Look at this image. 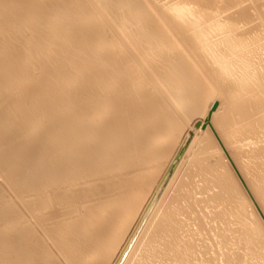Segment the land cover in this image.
<instances>
[{
  "label": "bare ground",
  "instance_id": "1",
  "mask_svg": "<svg viewBox=\"0 0 264 264\" xmlns=\"http://www.w3.org/2000/svg\"><path fill=\"white\" fill-rule=\"evenodd\" d=\"M242 1L0 0V195L24 211L0 264H264V0Z\"/></svg>",
  "mask_w": 264,
  "mask_h": 264
},
{
  "label": "rangeland",
  "instance_id": "2",
  "mask_svg": "<svg viewBox=\"0 0 264 264\" xmlns=\"http://www.w3.org/2000/svg\"><path fill=\"white\" fill-rule=\"evenodd\" d=\"M259 1H261V0L255 1V3L259 2ZM239 4H240V7L245 6V7L248 8V10L250 12L253 11V7L252 6H253L254 2H252L250 0H243ZM237 7H238V5L233 7V8H237ZM8 38H10V37H8ZM10 41L11 40L8 39V42H10ZM11 60H14V58H12ZM10 63H12L14 65V61L10 62ZM193 124L198 129L200 127V120L199 119L194 120ZM186 141H187V139H185L184 142L182 141V143L184 144ZM196 143L197 142L195 140H193L192 137H189L188 143L186 145L184 144L185 145L184 148L186 147L185 150L190 149L192 147V145H195ZM185 150L183 149V146H182L180 149H177L175 151V153L177 155L175 156V159L173 158L174 160L172 159L173 162L169 163V165L167 166L165 172H169V173L170 172H175L176 166L179 163L180 158L183 157V155L188 157L187 156L188 155L187 151H186V153L183 152ZM186 170H187L188 173H190V171L194 170V167L188 166V168ZM159 174L160 173H157L156 176H158ZM199 177H200L199 175L187 176L185 174L183 176V179L187 183L185 185H183V188H182V190L180 189V191L189 190L192 193H194V191H197L198 188H197L196 184H198V183L201 184L202 183V181L198 179ZM165 180H166V178H165ZM0 185L3 186L8 192L10 191L8 189V187L6 186V184L1 180V178H0ZM167 188H168L167 185L164 184V181H162V179L156 178L155 181H150L149 182L147 191H148L150 196L148 195V197L144 199V200H146L145 204H142L141 206H137L136 207L135 215L137 214V216H136L135 220L131 224L133 227H131L132 229L130 228L129 231L125 233V235L127 236L126 240L130 241L129 245L136 244L137 241H139V239L142 238V233L145 230V228L147 227V223L150 222V219L157 212L158 204L163 202V199H164V196L166 195V193H169V191H170V193H173L172 190H168L167 191ZM214 189H217V188H214ZM211 192H212V190L209 191V193H211ZM2 194H5V195H0V200L1 199L5 200V202L0 206V210H6V211H3L2 213H0V217L1 218L3 217V219H4V220H0V225H7V226H9V229H14V228L19 226V221H16L17 218L14 217V215H17V216L21 215L20 211L18 209V207L21 208V205H20V203H19L17 198L14 201L9 199V197L6 195L5 191ZM201 195H204V194H201L200 192H196V193H194L193 199L195 197H200ZM172 203H174V202H171V203L169 202V204H172ZM10 208H14L16 211L14 212ZM212 209H214V208H212ZM21 210L23 211L22 208H21ZM205 210H206V208H205ZM6 217H8V218H6ZM216 230H218V228H216ZM123 233L124 232H122L121 234L123 235ZM195 236L197 238H205L204 236H202L200 234H196ZM130 237H131V239H130ZM184 237L187 238L188 236H184ZM163 241H165L167 243H169L170 241L173 242V235L165 236L163 238ZM198 242L202 243L203 240L202 239H198ZM5 249H9V247L5 248ZM238 250L239 249H236L235 245L233 246L232 249H229L230 252H235V251H238ZM255 250H256V253H254V255L250 259H252L255 264H261L258 261V260H260L258 249H255ZM260 250L263 251V249H260ZM193 251H194V253H196L197 257H199L201 255V253H202L201 252L202 249H193ZM144 254H147L146 251L144 252ZM128 255H129V253L120 254V256L118 255L119 257L117 256L116 258H114L111 261V264H126L127 263L126 259H127ZM148 257H150V256L147 255L146 258H148ZM163 263L164 264H171L170 263V259L167 258V257L165 259H163Z\"/></svg>",
  "mask_w": 264,
  "mask_h": 264
}]
</instances>
